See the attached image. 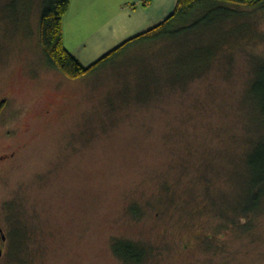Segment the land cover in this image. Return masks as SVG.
Segmentation results:
<instances>
[{
	"label": "rangeland",
	"instance_id": "rangeland-1",
	"mask_svg": "<svg viewBox=\"0 0 264 264\" xmlns=\"http://www.w3.org/2000/svg\"><path fill=\"white\" fill-rule=\"evenodd\" d=\"M41 2L0 0V264H127L117 239L144 250L138 264H264V201L237 207L264 136L248 94L264 11L224 25L200 76L157 74L142 104L135 86L165 51L70 80L40 47Z\"/></svg>",
	"mask_w": 264,
	"mask_h": 264
},
{
	"label": "trees",
	"instance_id": "trees-1",
	"mask_svg": "<svg viewBox=\"0 0 264 264\" xmlns=\"http://www.w3.org/2000/svg\"><path fill=\"white\" fill-rule=\"evenodd\" d=\"M71 0H42L39 19V42L48 65L70 80L90 76L115 63H126L125 57L157 48L159 63L142 73L135 86L146 92L142 104L150 102L153 82H160L157 74L165 76L167 84L177 85L200 76L213 62L217 52L225 48L229 31L217 37L225 24L251 11H264V0H177L173 13L162 23L124 41L119 46L89 66L65 49L62 37V20L69 10ZM14 3H12L11 7ZM232 32V31H231ZM132 51V53H130ZM130 53V54H128ZM149 52H147L148 55ZM149 61H150V56ZM148 63V62H146ZM159 65V67H157ZM195 76V77H196ZM161 77V76H160ZM170 81V82H169ZM155 82V83H156ZM157 88L154 93L156 94ZM248 94L258 110L259 121L264 126V66L257 68ZM153 94L150 96L152 97ZM264 128V127H263ZM244 167L246 185L237 207L243 216L261 208L264 201V136L247 152ZM237 210V208L235 207ZM131 210H135L133 207ZM112 251L127 264H138L144 259V250L130 241L114 240Z\"/></svg>",
	"mask_w": 264,
	"mask_h": 264
},
{
	"label": "crops",
	"instance_id": "crops-1",
	"mask_svg": "<svg viewBox=\"0 0 264 264\" xmlns=\"http://www.w3.org/2000/svg\"><path fill=\"white\" fill-rule=\"evenodd\" d=\"M255 1V0H249ZM177 0H71L62 20L65 49L89 66L124 41L162 23Z\"/></svg>",
	"mask_w": 264,
	"mask_h": 264
},
{
	"label": "flooded vegetation",
	"instance_id": "flooded-vegetation-1",
	"mask_svg": "<svg viewBox=\"0 0 264 264\" xmlns=\"http://www.w3.org/2000/svg\"><path fill=\"white\" fill-rule=\"evenodd\" d=\"M2 236H3V234H2V232H0V259L3 256V249H4V245L6 243V237L4 236L5 239L3 240Z\"/></svg>",
	"mask_w": 264,
	"mask_h": 264
},
{
	"label": "water",
	"instance_id": "water-1",
	"mask_svg": "<svg viewBox=\"0 0 264 264\" xmlns=\"http://www.w3.org/2000/svg\"><path fill=\"white\" fill-rule=\"evenodd\" d=\"M3 240L5 239L4 235L2 236Z\"/></svg>",
	"mask_w": 264,
	"mask_h": 264
}]
</instances>
